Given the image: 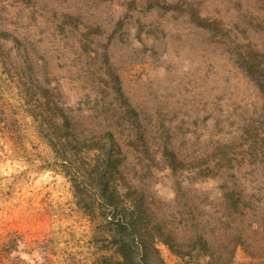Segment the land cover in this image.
<instances>
[{"label": "rangeland", "instance_id": "1", "mask_svg": "<svg viewBox=\"0 0 264 264\" xmlns=\"http://www.w3.org/2000/svg\"><path fill=\"white\" fill-rule=\"evenodd\" d=\"M106 134L163 264H264V0H0V264L117 257Z\"/></svg>", "mask_w": 264, "mask_h": 264}, {"label": "trees", "instance_id": "2", "mask_svg": "<svg viewBox=\"0 0 264 264\" xmlns=\"http://www.w3.org/2000/svg\"><path fill=\"white\" fill-rule=\"evenodd\" d=\"M106 136L107 143L97 146V154L92 155L90 163L81 170L80 176L71 178L78 203L85 210L88 207L87 192L83 191L87 186L94 206L97 204L95 208V211H99L96 212L97 216L99 215L110 227V243L117 257L103 256L101 261L103 264H163L156 255L157 250L150 245L152 241L140 234V229H137L140 225L138 213L133 208L125 206V199L121 198L113 184V173L116 170L115 154L112 153L114 140L112 135ZM49 141L54 148L55 145ZM79 179L83 186L78 183ZM89 210L93 211L94 208L91 207Z\"/></svg>", "mask_w": 264, "mask_h": 264}]
</instances>
